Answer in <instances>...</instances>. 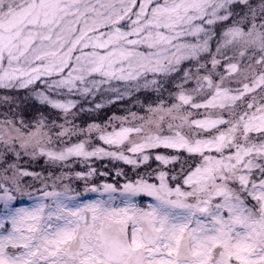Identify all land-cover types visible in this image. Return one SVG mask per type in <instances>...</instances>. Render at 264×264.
Segmentation results:
<instances>
[{
	"label": "snow or ice",
	"instance_id": "6c2138e0",
	"mask_svg": "<svg viewBox=\"0 0 264 264\" xmlns=\"http://www.w3.org/2000/svg\"><path fill=\"white\" fill-rule=\"evenodd\" d=\"M0 264H264V0H0Z\"/></svg>",
	"mask_w": 264,
	"mask_h": 264
}]
</instances>
